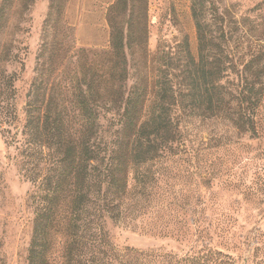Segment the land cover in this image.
<instances>
[{"label": "trees", "instance_id": "1", "mask_svg": "<svg viewBox=\"0 0 264 264\" xmlns=\"http://www.w3.org/2000/svg\"><path fill=\"white\" fill-rule=\"evenodd\" d=\"M18 2L0 0V38ZM66 2L49 0L22 138L9 142L19 172L34 187L26 261L143 264L145 254L116 250L105 230L104 219L121 224L136 211L129 204L128 174H138L172 146L186 120L223 119L240 134L258 136L264 55L236 56L212 0H189L196 57L186 37L173 52L159 44L149 54L148 0H114L105 14L109 50L98 55L74 49L66 58ZM16 60L7 51L0 58ZM65 62L72 67L68 76ZM9 80L13 95V74ZM105 120L108 140L102 139Z\"/></svg>", "mask_w": 264, "mask_h": 264}, {"label": "rangeland", "instance_id": "2", "mask_svg": "<svg viewBox=\"0 0 264 264\" xmlns=\"http://www.w3.org/2000/svg\"><path fill=\"white\" fill-rule=\"evenodd\" d=\"M212 1L236 56L264 55V0ZM113 2L67 0L62 18L68 28L66 58L74 49L98 55L109 50L105 14ZM48 6L49 0H19L0 38V58L6 51L17 58L0 62V264H27L34 187L19 172L13 160L17 150L9 142L22 138ZM189 6V0H148L149 54L159 44L173 52L186 37L197 56ZM64 65L63 76H68L72 67ZM261 131L256 137L240 134L223 119L183 122L172 146L138 174H128L133 218L121 224L104 219L114 248L145 254L143 264H264V126ZM102 132L108 140L106 120Z\"/></svg>", "mask_w": 264, "mask_h": 264}]
</instances>
